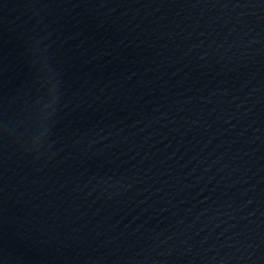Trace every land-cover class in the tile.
Wrapping results in <instances>:
<instances>
[{
	"label": "water",
	"instance_id": "obj_1",
	"mask_svg": "<svg viewBox=\"0 0 264 264\" xmlns=\"http://www.w3.org/2000/svg\"><path fill=\"white\" fill-rule=\"evenodd\" d=\"M0 264H264V0H0Z\"/></svg>",
	"mask_w": 264,
	"mask_h": 264
}]
</instances>
